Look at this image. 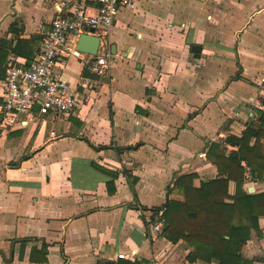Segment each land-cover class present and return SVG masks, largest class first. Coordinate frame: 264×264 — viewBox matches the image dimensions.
Instances as JSON below:
<instances>
[{"label": "crops", "instance_id": "obj_1", "mask_svg": "<svg viewBox=\"0 0 264 264\" xmlns=\"http://www.w3.org/2000/svg\"><path fill=\"white\" fill-rule=\"evenodd\" d=\"M57 4L96 12L90 0H0V39L40 36ZM109 40L114 61L96 90L78 87L84 59L58 56L55 70L81 101L67 118L35 107L0 121V264H99L133 252L149 264H202L147 222L179 176L195 173L196 187L217 177L209 145L242 136L264 110V0H138ZM0 49V72L30 62ZM247 176L246 190L264 191V179ZM259 223L262 235L243 247L253 264H264ZM43 242L46 262L32 261Z\"/></svg>", "mask_w": 264, "mask_h": 264}, {"label": "trees", "instance_id": "obj_2", "mask_svg": "<svg viewBox=\"0 0 264 264\" xmlns=\"http://www.w3.org/2000/svg\"><path fill=\"white\" fill-rule=\"evenodd\" d=\"M44 36L30 39H0L5 48L24 55L31 61L36 55L37 44ZM17 40V43H16ZM38 42V43H37ZM36 44V47H35ZM40 45V44H39ZM1 52V49H0ZM7 53V52H5ZM0 63H2L0 53ZM6 69L0 78L6 76ZM88 75V71L85 72ZM264 103V100H263ZM264 110H258L242 136H228L224 141L212 142L206 153L208 160L217 167L215 178L194 185L195 173L179 176L168 188L169 198L162 208L152 210L150 222L163 219L162 234L172 241L184 240L192 246L187 259L202 264H253L243 254V247L251 239L252 232L262 235L260 219L264 218V191L249 192L244 185L248 180L264 179ZM228 146L236 149L228 151ZM133 183L137 178L132 177ZM236 184L234 194L229 193V183ZM115 192L111 191L110 193ZM163 210V215L158 214ZM26 243L29 239L20 240ZM48 244L43 242L38 250L33 248L31 260L44 263L47 260ZM99 264H149L146 260H105Z\"/></svg>", "mask_w": 264, "mask_h": 264}, {"label": "built area", "instance_id": "obj_3", "mask_svg": "<svg viewBox=\"0 0 264 264\" xmlns=\"http://www.w3.org/2000/svg\"><path fill=\"white\" fill-rule=\"evenodd\" d=\"M90 1L96 6L94 13L84 5L64 12V4H57L58 16L43 27L41 33L44 38L34 58L25 64H8L4 102L0 106L1 122L23 113L32 114L35 107L40 114H53L61 119L67 118L76 109L81 102L78 90L73 91L66 78L55 70L60 54L85 60L88 75L80 79L78 87L91 91L101 86L100 78L109 73L115 57L109 40L115 18L122 9L133 7L138 0ZM83 34L100 38L96 55L77 49V42ZM158 215L161 217L163 210ZM163 227V219L152 224L153 231H162ZM118 258L134 261L137 256L135 252L119 253Z\"/></svg>", "mask_w": 264, "mask_h": 264}, {"label": "water", "instance_id": "obj_4", "mask_svg": "<svg viewBox=\"0 0 264 264\" xmlns=\"http://www.w3.org/2000/svg\"><path fill=\"white\" fill-rule=\"evenodd\" d=\"M99 43H100V38L98 36L83 34L79 37V40L77 42V49L84 53L96 55L98 51ZM191 49L193 52H200L202 50V46L195 44L192 46ZM249 191L252 192L253 187H250Z\"/></svg>", "mask_w": 264, "mask_h": 264}]
</instances>
